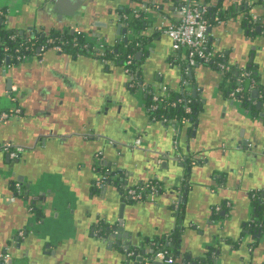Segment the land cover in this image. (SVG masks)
I'll return each mask as SVG.
<instances>
[{"label":"crops","instance_id":"crops-1","mask_svg":"<svg viewBox=\"0 0 264 264\" xmlns=\"http://www.w3.org/2000/svg\"><path fill=\"white\" fill-rule=\"evenodd\" d=\"M129 1L86 0L87 14L80 25L75 23L71 28L88 30L91 37L99 33L104 43H112L117 36L108 24L118 15L119 8L140 11L146 7L157 11V19L149 12L143 16L141 82L166 85L174 93L194 99L199 105L196 121L184 125L177 138L167 125L149 118L145 97L128 86V78L119 66L104 65L90 54L72 56L52 49L36 50L25 61L0 69V111L14 106L21 110L19 115L0 119V144L10 142L23 149L17 160L0 152V254L8 248L10 258L17 255L14 247L18 237L20 242L40 245L42 252H54L45 257L47 264H136L126 254L100 246L92 234L104 210L108 209L112 217L113 206L119 203L112 186L103 195L95 191L99 178L95 155L102 152L104 159H110L109 146L117 143L120 147L127 141L135 151L129 155L131 161L123 163L130 170L131 176L124 178L128 186L157 181L161 188L154 203L123 198L128 208L126 221L140 238L149 240L148 247L165 237L168 243V237L177 233V242L182 236L181 250L190 257V263L200 260L208 250H215L219 251L218 264H264V243L259 246L256 239H245L241 246L245 226L257 218V213L264 219V119L252 127L255 132L247 129L249 112L229 93L222 92L223 75L214 68L193 67L194 76L187 90L182 85L183 66L174 58L171 41L161 32L163 26L176 20L171 6L163 4L162 11L157 10L158 5L146 4L130 9ZM146 1L150 0L140 3ZM213 1L214 12L225 16L220 25L210 28L212 49L222 53L231 66L243 68L253 52L244 36L246 10L240 8L250 4L248 10L257 15V8L264 2ZM42 6L41 0H0L6 27L28 35L59 29L60 23L44 13ZM95 22L107 26L96 28ZM255 54V86L244 90L250 94V89L256 88L261 101L264 53ZM8 79L16 87L13 105L7 96ZM249 102L254 104L257 100L249 98ZM251 111L256 112L254 105ZM243 129L245 136H251L260 145L261 155L259 160L249 163L244 173L238 174L235 154L230 153L227 143L230 135L236 137ZM107 140L109 146L105 144ZM173 153L201 155L203 160L190 168L189 175L181 177V161H176ZM158 156H167L164 167L162 160L156 163ZM180 178L183 182L176 188ZM184 181L188 183L185 185ZM14 183L21 187L18 195L11 189ZM39 192L47 195L40 197ZM11 197L15 198L13 202ZM254 197L258 200L257 209L252 204ZM227 203L229 207L224 208L225 217L220 220L223 227L218 233L209 222L214 220L213 209ZM179 219L188 224L184 232L182 225L176 230ZM148 247L133 250L144 257ZM27 251L31 254L33 249Z\"/></svg>","mask_w":264,"mask_h":264},{"label":"water","instance_id":"water-1","mask_svg":"<svg viewBox=\"0 0 264 264\" xmlns=\"http://www.w3.org/2000/svg\"><path fill=\"white\" fill-rule=\"evenodd\" d=\"M30 1V0H29ZM42 1V11L44 13H48L52 16V18H54L55 20H57L60 24L59 29H66L69 30L71 34L74 33V28H71L72 26H74V24H79V21H81V19L87 14V4H86V0H41ZM111 2H115V1H119V0H110ZM138 3L134 4L133 0H130L129 3L127 4L128 7L130 9H139L141 6V4H146L147 6H152L155 7L156 5H158L157 10L158 11H162V8H164L163 4H169L171 6V9L174 11V13H176V8L180 5V1L181 0H150V1H146L144 3H140V0H137ZM214 4L213 0H210L208 3H206L207 7L209 10L212 9V6ZM250 4H243V7L240 8V11L242 10H246V14L243 16L245 23L243 24V27L245 29V42L246 44H248L251 47L252 50V54H250V59H249V64L245 67L248 68H252L253 67V61H254V57L256 56L255 51H259L264 53V4L260 5L259 8H257V15L255 20L252 21H248L246 18L252 13V11L248 10ZM176 6V7H175ZM143 7V6H142ZM146 8V7H145ZM68 9V10H65ZM238 9V8H237ZM237 9H235L237 11ZM119 10L123 11L125 10L124 7L119 8ZM152 9H148L146 10L145 13H143L141 16H145L147 12H149V15L154 16V18L157 19L158 13L157 11H151ZM148 16V15H147ZM146 17V16H145ZM0 24H2V20H0ZM109 27H112L115 29V36L117 37H121L124 41V43H128L129 41L132 40H138V46H141L143 43V34H142V30H136V29H128L126 28V26H124L123 22H122V17L118 14L117 16H115L113 19L110 20V24H108ZM151 24H149V26H151ZM94 27L99 28V27H106L107 25L105 23H99V22H95L93 24ZM252 26H255V28H252ZM144 27V25H143ZM32 30V29H31ZM56 30V31H58ZM211 30L209 29V32ZM87 32H89L87 30ZM20 35L25 34V32L23 31H19ZM94 35L99 36L100 34H96L94 33ZM102 38V37H101ZM143 51V50H142ZM141 57H142V52L138 51L136 53V60L138 62L141 61ZM184 69L186 70V75L185 77L187 78L188 82L186 83L185 88L187 90L190 89V85L193 79V68L189 67V66H185ZM257 75V73H255V76ZM7 84V89L11 88V86L13 85V82L11 79H8L6 81ZM249 83L246 82L245 83V87L247 88V86L249 87L250 85H248ZM250 88V87H249ZM193 89L194 92V86L191 88ZM259 91L254 88V89H250V94H249V98L251 100H257V102H255L254 104H252V102H249V100H247L246 103H242V107L246 108L247 111L249 112L248 114V119H247V129H249L250 131H252V127H254L255 124H260L259 120H263L264 119V97L263 100H258L259 98ZM254 105V109L256 112H252V108ZM261 109H263V112H259L261 111ZM259 112V113H258ZM258 121V122H257ZM245 127V128H246ZM246 129V130H247ZM244 129L243 132L240 131L238 133V135H236V137L233 135H230V140L227 143V146L231 149L230 153H234L235 154V158H236V162H237V166H236V170H238V174H242L244 173V171H246V168L250 165L249 163H251V161L254 162V160H259L260 155H261V147L258 143H256V141H254L251 136H245L244 135ZM253 132H255V130H253ZM186 135V134H185ZM195 134H192V136L194 137ZM245 136V137H244ZM186 137V136H185ZM243 137V138H242ZM181 143L182 140L180 139ZM179 141V143H180ZM131 142H127L125 141L123 143L122 146H118L117 143H113L111 146H109V140L105 141V144H107V146L110 147V149L112 150V155L110 157V159L107 158L104 159L105 157H103L100 162H99V166L102 167L104 165L103 171L105 170V172L99 174V178L102 174H107L109 176V181H123L122 178H120V175L123 172V177L124 178H128L130 177V170H127L125 168V166L123 165V163H127L130 162L131 160L129 158H131V156H129L131 153H134L135 151L132 150V146L130 144ZM218 147V146H216ZM211 148H215V147H209L208 149L210 150ZM201 150H199L200 152ZM177 154V155H176ZM174 155V153L172 154V156L174 157V159L176 161H181V177L182 175H189V171L190 168L196 164H199L201 162L202 156H190L189 154H183L182 156H179L178 153H176ZM129 156V157H126ZM167 156H158L156 158V163L159 160H162V165L165 163L166 164V158ZM167 159V158H166ZM108 160H110L108 162ZM98 163V162H97ZM157 166V165H156ZM164 167V166H163ZM107 170V171H106ZM232 171V170H231ZM185 172V173H184ZM228 173V172H226ZM232 173V172H231ZM98 178V180H99ZM19 181H22V179H19ZM183 182L180 178L179 183L176 185V188H179L178 186H180V183ZM185 185L188 183V181H184ZM182 184V183H181ZM30 184H28L27 189H29ZM37 186V184H36ZM116 191V196L119 203H117L118 206H113L114 208V212L113 215L111 217V215L109 214V210H104V214H102V217L100 218V220H98L96 222V226H94L92 228V234L94 233V228H96L97 230H99V236L100 237H94L96 239L99 240V242L101 243L100 246L102 247H106L107 250H112V251H116L119 253H124V254H129V250L132 248H137V247H144L147 249V244L149 242L148 239L145 238H140L133 230V228H131L130 224L126 221L127 219H125V212H128V208L125 207V203L126 201L123 200L122 195L120 194V192L118 190H116L115 186L113 187ZM184 189H186V186L183 187ZM96 191V190H95ZM106 192V188H104L103 190L99 191V194H105ZM161 192V191H160ZM173 192H170V194H172ZM38 195L40 197H45L47 195V193H43V192H39ZM185 196V195H184ZM262 196H264V194H262ZM177 197V196H176ZM45 202V201H44ZM182 204H184V201L181 202ZM113 205V203H112ZM114 217V219H113ZM225 217V212H221L218 216L217 219L211 220V222H209L212 227L218 232L222 229L223 227V223L222 220ZM36 218V217H35ZM113 219V220H112ZM176 218L174 217L173 221ZM256 219V218H255ZM254 219V222H255ZM177 223L179 224V226L176 227V230H179L181 227L180 225H182V231L184 232L185 228L188 227V224L186 226L185 220L183 219H179L177 221ZM210 225V226H211ZM255 235H254V239H256L257 242H259V246L264 243V231L262 228H258L254 231ZM244 233V240L241 241V246L244 245V243L246 242L245 239H250L249 238V233L247 230L243 231ZM176 238L177 237V233H175ZM163 241H166V237L165 239H162ZM15 241L17 242V244L15 245V250L18 251L17 255L13 256V258L9 259L8 264H47L46 262V258L47 256L53 255L54 252L50 251H44L42 252V250L40 249L41 247H39L40 245H34L35 242H32L31 244L27 243V241H22L20 242V239L18 237L15 238ZM177 241V240H176ZM179 244L177 242V244L173 247V249L177 250V257H178V262L183 263L185 262V260H189L190 261V257H186L185 256V252L182 249L183 246V239L182 236L179 237ZM20 242V243H18ZM146 246H145V244ZM225 248V245H222ZM39 248V249H38ZM27 249H33V251H31V254L29 253V251H27ZM155 244L151 245L150 247H148L149 252H147L146 255H144L143 258H147V259H151L152 255L155 252ZM41 250V251H40ZM45 250H48V246H45ZM186 257V259L184 260V258ZM219 251H215V250H208L207 254L205 256H203L200 260L196 261V262H191V264H218L219 263ZM152 264H162L161 262H152Z\"/></svg>","mask_w":264,"mask_h":264},{"label":"built area","instance_id":"built-area-1","mask_svg":"<svg viewBox=\"0 0 264 264\" xmlns=\"http://www.w3.org/2000/svg\"><path fill=\"white\" fill-rule=\"evenodd\" d=\"M264 2V0H261ZM147 8L143 7L140 11L141 14L145 13ZM134 10V18H139L140 14ZM122 20H129V16L122 14ZM176 20L173 24H169L162 27V34L165 35L171 41V49L174 53V58L179 63V65L189 67H197L200 64L209 66L217 70L221 75L230 74L234 71L236 73V82L235 86L230 92V96L238 102H242V93H243V83L245 81L250 82V86L254 87L255 82L251 78V73L246 71L245 68L235 67L228 64L224 59L222 53H216L213 51L209 29L212 25H220L222 20L218 12H210L207 5L202 2V0H181L180 5L176 8L175 13ZM248 21L256 19L254 14H250L247 18ZM0 20H2V25L6 27L5 21V12L0 10ZM75 34H80V30H74ZM94 38V51L96 55L95 59L102 62L104 65L108 66H119L123 73L128 78V86L133 88L143 95L146 99V112L149 118L152 121H158L163 125H167L169 129L174 133L178 138L182 130V127L190 123V115L194 113L192 104H195L196 101L190 97H187L185 94H176L166 85L159 86H149L140 81V75L138 72L132 71V66L134 64L135 56L128 55L124 60H119L118 55L114 54L111 58L106 57L105 43L101 37L93 35ZM16 36H10L11 40H15ZM67 42L61 41L59 44H54V39L48 38L45 43L42 44L37 50L39 52L52 49L57 51V53H66L65 46ZM75 43H73L74 45ZM20 48H23L20 52ZM28 49V46L20 43L18 48L15 49L16 55L12 57L8 53L0 57V69L3 67H9L10 65H15L25 61L29 55L25 54L24 51ZM6 50V49H5ZM113 52L109 51V54ZM217 54V56L215 55ZM186 75V70L184 69V76ZM186 78H183V84L186 85ZM16 92V87L11 86L10 90L7 92L8 100L10 104L15 103L14 94ZM249 100V97H247ZM173 110H179L180 114H172ZM21 113L20 108L14 106L9 110L0 111V119L6 120L10 115H19ZM140 144V140H136V145ZM175 148H177L178 140L174 141ZM0 152L6 154L10 160H17L23 152V149L19 146H15L13 143L5 142L0 144ZM101 153H97L95 158L97 159ZM109 178L105 173L102 174L98 181L95 183V188L101 189L104 186V182ZM110 179V178H109ZM122 192H124L126 198L132 202L142 203L150 202L154 203L157 196L159 195L161 188L156 182H145L140 183L135 186L120 187ZM21 187L19 184H15V192L19 194ZM14 197L10 198V201L13 202ZM178 207V203H175V208ZM224 207H229V203L224 205ZM221 206H216L213 209V214H218L223 212ZM262 228V224H256L254 221L248 225V227L253 226ZM168 238V244H170ZM167 243V242H166ZM155 244V252L152 255L151 259L140 257L138 253H129V256H133L135 259H140L139 264H152V262H161L162 264H174L175 258L171 253L170 249L166 248H157L158 245ZM153 244V245H154ZM8 248H6L0 254V264H8L9 254ZM182 264H190L183 262Z\"/></svg>","mask_w":264,"mask_h":264},{"label":"trees","instance_id":"trees-1","mask_svg":"<svg viewBox=\"0 0 264 264\" xmlns=\"http://www.w3.org/2000/svg\"><path fill=\"white\" fill-rule=\"evenodd\" d=\"M260 1V0H259ZM203 3H207V0H202ZM181 3V1H180ZM215 10L211 9L210 12H214ZM134 10H118V14L122 16V14H125L129 16V20L123 21L124 26L128 29H136V30H141L142 29V24H143V17L141 16V11H137L140 14L139 18H134L133 16ZM219 16L221 20L223 21L225 14L222 12H219ZM80 34H71L69 30H60V31H55L52 30L48 33H45L43 31L36 32L33 35L32 34H23L20 35L19 31L4 27L2 24H0V57L6 55L7 53L14 57L16 55L15 49L18 48V45L20 43L28 46V49L24 51L25 54L27 55H33L36 53V50L45 43L46 39L52 38L54 39V44H59L61 41L67 42V46H65V50L67 53H70L72 56H76L77 54H90L95 56L96 52L94 51L93 43H94V38L90 36L88 32L80 30ZM15 35L16 38L15 40H11L10 36ZM89 38V39H87ZM93 40V41H92ZM73 43H75L73 45ZM6 49V50H5ZM20 52H22L23 48H20ZM105 49H106V57L111 58L114 54L118 55L119 60H124L126 56L129 54L132 56H135L136 53L141 50V46H138V40H132L129 41L128 43H124L123 39L121 37H117V39L112 42V43H106L105 42ZM109 51L113 52L112 54H109ZM217 56V54L215 53ZM224 59L225 56H224ZM139 62L136 60V57L134 59V64L132 66V71L138 72V75H140V67H139ZM202 65V64H200ZM203 66V65H202ZM205 66V65H204ZM209 67V66H208ZM211 68V67H210ZM246 71H249L251 73V78L253 79L254 82H256V76L254 74V70L252 68L245 67ZM236 73L237 71H234L230 74H224L223 75V80L220 85V89L222 92L229 93L232 91V89L235 86L236 82ZM140 81H141V75H140ZM245 81L243 83V88L245 87ZM250 85V82H248ZM247 97H249V93L243 89L242 93V98L241 101L242 103L247 102ZM264 97V96H263ZM193 108L194 113L189 116L191 118L190 122L194 123L195 118L197 116V111L199 108V105L197 103L191 105ZM2 111L9 112L8 109H3ZM181 112V111H180ZM179 110H173L171 113L179 115L180 114ZM118 183L119 181H114ZM11 189L13 193L15 194V183L11 185ZM20 194V193H19ZM18 195V194H16ZM258 200L254 197L252 199V204L254 207L257 209V203ZM222 207V210H224V204L220 205ZM220 213L214 214V217L212 218H217ZM258 215V216H257ZM254 217H257L255 219L256 224H262L264 222V219L260 217V214H256ZM254 226V225H253ZM259 227H245L244 231L247 230L249 233V238L252 240L254 239V231L258 229ZM262 229L264 231V225L262 226ZM168 238H171L169 240L170 244L166 243L165 241L161 239H156L154 243H156L157 248H166L170 249L171 253L173 254L175 258V263L178 264L177 262V250L173 249V247L177 244V238L175 234H171ZM186 257L184 258V260ZM185 262L189 263V260H185Z\"/></svg>","mask_w":264,"mask_h":264},{"label":"flooded vegetation","instance_id":"flooded-vegetation-1","mask_svg":"<svg viewBox=\"0 0 264 264\" xmlns=\"http://www.w3.org/2000/svg\"><path fill=\"white\" fill-rule=\"evenodd\" d=\"M252 28H255V26H252ZM103 158V153L101 152V155L96 159V162H98V164H99V162L101 161V160H103L102 159ZM102 167H104V165L102 166ZM102 167H100L99 165H98V174H101V173H103V172H105V170L103 171V168ZM107 171V170H106ZM120 178H122L123 179V181H119L118 183H116V182H113L112 180L111 181H109V178L106 180V182H104V186L101 188V189H97V188H95V185H94V189L96 190V192H99L100 190H103L104 188H107V187H109V186H112V187H114L115 186V188H116V190H118L119 192H120V194L122 195V198H126V196H125V194H124V192H122V189L120 188V187H128V184L126 183V180H124V177H123V172H122V174L120 175ZM148 203H150V202H148ZM246 227V226H245ZM247 227H248V225H247ZM250 227H254V226H250ZM245 229V228H244ZM93 235L97 238V237H100L99 236V230H97L96 228H94V233H93ZM131 252H133V253H137L135 250H133L132 248L129 250V253H131ZM126 256L128 257V258H131L132 259V261H135V263L136 264H139V261H140V259H135L134 258V260H133V256H129V254H126Z\"/></svg>","mask_w":264,"mask_h":264},{"label":"rangeland","instance_id":"rangeland-1","mask_svg":"<svg viewBox=\"0 0 264 264\" xmlns=\"http://www.w3.org/2000/svg\"><path fill=\"white\" fill-rule=\"evenodd\" d=\"M213 213V212H212ZM218 218V217H217ZM217 218H215V219H217ZM180 264H182V263H180ZM191 264V263H190Z\"/></svg>","mask_w":264,"mask_h":264}]
</instances>
